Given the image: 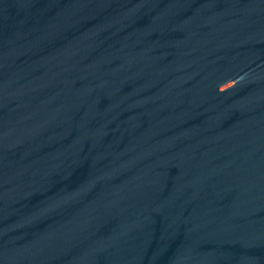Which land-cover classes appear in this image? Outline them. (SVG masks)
Instances as JSON below:
<instances>
[{"label": "water", "instance_id": "water-1", "mask_svg": "<svg viewBox=\"0 0 264 264\" xmlns=\"http://www.w3.org/2000/svg\"><path fill=\"white\" fill-rule=\"evenodd\" d=\"M0 264H264V0H0Z\"/></svg>", "mask_w": 264, "mask_h": 264}]
</instances>
